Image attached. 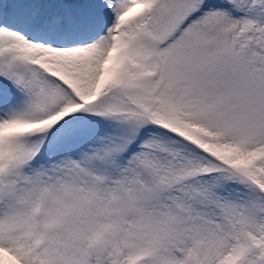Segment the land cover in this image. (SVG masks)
<instances>
[{
    "label": "snow or ice",
    "instance_id": "6c2138e0",
    "mask_svg": "<svg viewBox=\"0 0 264 264\" xmlns=\"http://www.w3.org/2000/svg\"><path fill=\"white\" fill-rule=\"evenodd\" d=\"M0 264H264V0H0Z\"/></svg>",
    "mask_w": 264,
    "mask_h": 264
}]
</instances>
